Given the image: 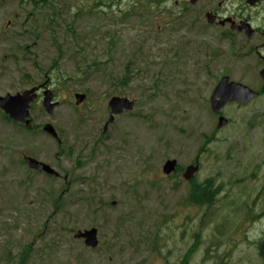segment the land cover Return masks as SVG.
Masks as SVG:
<instances>
[{
    "label": "rangeland",
    "instance_id": "1",
    "mask_svg": "<svg viewBox=\"0 0 264 264\" xmlns=\"http://www.w3.org/2000/svg\"><path fill=\"white\" fill-rule=\"evenodd\" d=\"M79 1L45 13L0 0V96L46 83L58 102L49 116L40 98L32 131L0 112V264H185L193 247L186 264H264V94L227 105L222 129L210 104L224 76L262 87L255 58L233 56L206 26L222 0L168 1L170 23L165 7L143 10L141 0ZM78 92L89 99L75 109ZM112 97L136 106L104 135ZM23 154L61 177L30 171ZM169 160L179 170L165 177ZM197 161L200 173L184 181ZM206 181L222 187L215 205L190 204L192 183ZM93 228L96 250L76 239Z\"/></svg>",
    "mask_w": 264,
    "mask_h": 264
},
{
    "label": "water",
    "instance_id": "2",
    "mask_svg": "<svg viewBox=\"0 0 264 264\" xmlns=\"http://www.w3.org/2000/svg\"><path fill=\"white\" fill-rule=\"evenodd\" d=\"M195 3L197 0H192ZM262 77L264 79V72L262 73ZM264 90V89H263ZM34 91L26 93L23 97L18 96L17 98H9L6 101H0V106H2L16 121L25 122V120L29 117V107L30 104L34 101L35 96L33 95ZM32 95V96H31ZM258 93L250 90L249 88L236 83H229V79L225 78L222 80L221 84L217 88L213 99H212V107L215 113H218L220 109H222L227 103L230 102H239L242 105L249 103L251 100L256 98ZM219 98V101L217 99ZM50 100H46V106L49 113L52 112V106H49ZM111 106L115 112H120L119 108L122 106V102L119 100H114L111 103ZM127 108H131L132 106H126ZM30 124V122H27ZM227 124V120L224 118L220 119L219 128H222ZM47 130L51 133H54L51 127H48ZM28 164L34 168L41 171H46L50 174L57 175L53 170L49 167L39 164L31 159H27ZM177 165L176 161H170L165 166V173L170 174L175 170ZM198 171V167L191 166L187 169L185 174V179L190 180L194 177L195 173ZM79 238L86 239V245L92 248H96L98 246L97 242V230H92L90 232H85L84 234H79Z\"/></svg>",
    "mask_w": 264,
    "mask_h": 264
},
{
    "label": "flooded vegetation",
    "instance_id": "3",
    "mask_svg": "<svg viewBox=\"0 0 264 264\" xmlns=\"http://www.w3.org/2000/svg\"><path fill=\"white\" fill-rule=\"evenodd\" d=\"M255 7L249 5L250 0H244L234 15L225 16L231 22L226 25V35H232L237 42L239 53L255 58L261 68H264V0H255ZM257 21V23H256ZM243 23H249L250 28Z\"/></svg>",
    "mask_w": 264,
    "mask_h": 264
},
{
    "label": "trees",
    "instance_id": "4",
    "mask_svg": "<svg viewBox=\"0 0 264 264\" xmlns=\"http://www.w3.org/2000/svg\"><path fill=\"white\" fill-rule=\"evenodd\" d=\"M48 0H41L39 3H42V6L45 7V4H47ZM86 0H83V2H79L80 8H84L85 6V2ZM141 2L148 4L149 7L153 8L154 5H158L157 0H141ZM128 70L126 71V77L127 79H130V70L129 67H127ZM222 191V187H217L214 188V185L212 184L211 181H206L205 183L198 185L196 183H192L191 189H190V194L188 197V200L190 203H192L193 205H197V206H209V208H211L217 200V196L220 194V192ZM195 247L192 248V250H190L187 254V257L185 258V264L186 261L189 260V258L192 256L193 254V250ZM263 256H264V250H263Z\"/></svg>",
    "mask_w": 264,
    "mask_h": 264
}]
</instances>
